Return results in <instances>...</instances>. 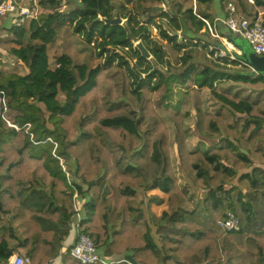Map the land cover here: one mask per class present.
<instances>
[{
  "label": "trees",
  "instance_id": "obj_1",
  "mask_svg": "<svg viewBox=\"0 0 264 264\" xmlns=\"http://www.w3.org/2000/svg\"><path fill=\"white\" fill-rule=\"evenodd\" d=\"M255 3L264 12V0ZM229 4L245 19L256 14L246 0H219L225 15ZM41 5L47 15L19 28L0 20L7 35L0 54L13 57L10 73L20 75L0 85L6 102L0 116V264L17 254L30 264L54 262L72 221L104 257L130 256L136 264H264V76L247 75L239 54L220 57L221 46L199 38L205 21L213 22V0ZM117 18L121 25L106 24ZM68 29L95 49L97 62L86 78L70 70L58 49ZM186 107L198 138L193 150L184 132ZM100 110L125 115L103 118ZM47 138L57 144L53 155ZM205 142L218 143L203 150ZM81 145L92 177L86 192L72 179L77 167H71L70 149ZM133 155L157 166L152 180L130 162ZM172 184L177 192L169 190ZM154 190L169 203L159 220H168L167 229L156 233L145 219L146 209L156 219L147 198ZM84 194L79 219L74 197ZM228 213L239 223L236 232L218 227Z\"/></svg>",
  "mask_w": 264,
  "mask_h": 264
},
{
  "label": "built area",
  "instance_id": "obj_2",
  "mask_svg": "<svg viewBox=\"0 0 264 264\" xmlns=\"http://www.w3.org/2000/svg\"><path fill=\"white\" fill-rule=\"evenodd\" d=\"M247 3L255 8L256 14L251 20L245 19L236 13L232 5H227V13L219 19L224 26L223 32L215 24L205 21V31L209 36L217 41L221 46L220 57H227L235 60L231 41L228 36H236L248 44L251 51L257 56H264V12L256 9L255 0H246ZM42 0H0V20L10 19V25L16 28L21 27L28 20H39L41 14L45 12L41 5ZM8 27V26H6ZM227 35V36H226ZM228 40V43L226 41ZM5 94L0 91V116L5 109ZM45 127L48 126V114L44 113ZM8 126L10 124L5 121ZM16 130L17 128L14 127ZM218 227L225 233L236 232L239 230V223L232 213H228L226 218L218 222ZM70 258L78 264H109V261L98 251L93 242L82 234H77L70 247H62L56 259ZM7 264H30L26 256L13 255Z\"/></svg>",
  "mask_w": 264,
  "mask_h": 264
},
{
  "label": "rangeland",
  "instance_id": "obj_3",
  "mask_svg": "<svg viewBox=\"0 0 264 264\" xmlns=\"http://www.w3.org/2000/svg\"><path fill=\"white\" fill-rule=\"evenodd\" d=\"M62 9L64 11L68 12V10H67L68 6H64ZM44 10H45V13L43 15H47L46 7H44ZM162 10H164V8H162ZM194 10H195V6H194ZM0 24L2 26H4L3 22H1V21H0ZM200 34H199V37L202 40L213 41L214 42L213 44H215L216 46L217 45L220 46V44L217 41L213 40L209 36L208 32L202 31ZM6 37H7V35L4 34L3 29L0 28V39H4ZM229 37H231V35H229L228 38ZM226 41L228 42L227 39H226ZM138 43H135V44H138ZM228 43H230V42H228ZM57 44H58V49L62 52V54H64L70 60V70L77 77H79L81 71H84L85 72L84 77L86 78L88 76V74L90 73L91 69L96 65V62H97V60L94 59L95 49L93 47H91L90 45L86 44L83 41V39L80 36H78L76 33H74L73 30H71V29L66 30L65 34L57 42ZM238 45L242 48H248L249 47L248 44L246 42H244L242 39H238ZM232 46H233V44H232ZM233 48L235 51L234 52L231 51V54L236 57V56H238L239 51L234 46H233ZM12 58L13 57H8L7 55L0 54V85H4V84H7L13 80H17L20 76L17 74L10 73V69L13 68L14 66H16V64L13 63ZM141 79H142V76H141ZM81 83H83V79L78 82V84H81ZM125 95L128 97H131V95L128 93V91L126 89H125ZM58 98H59V100L62 98L61 93H59ZM131 98L133 99V100H131V102L133 104H136V98L134 96ZM122 113H124V112L122 111ZM183 113L186 114V118H187L184 121V132L188 138V147L190 150L191 149L193 150V149H195V147L197 145V141H198V138L195 135L194 122L191 119V113H190V109L188 107L183 108ZM101 114L107 115V113H105L104 111H101ZM46 118L47 117H44V114H43L44 126H45V119ZM46 125L48 126L47 128L45 127L46 129L50 130L52 128L49 120L46 123ZM167 126L169 128V141L171 142L169 152H170V155L172 156V155H174L173 131L171 130L170 125L168 123H167ZM29 138L31 141H33V135L30 134ZM46 142L52 144V146H53L52 155H53L56 148H57V144L54 143L50 138H47ZM217 143L218 142H205L202 146V149L204 150V149L210 148L211 146H215L212 144H217ZM85 150L86 149H85L84 145L78 146V147L73 149V153H74V155H76V159L74 160V162L71 161V167L75 168L76 166H78L76 163V161H77L78 163L81 164V169L86 168V164L84 162V159L87 158V155L85 153ZM88 159H87V163H89ZM130 159L134 160L135 166L142 173H144L146 180L149 181L156 176L157 166L154 163L150 162L149 160L139 159L138 155L130 156L129 160ZM60 163L62 164L61 160H60ZM62 169L64 170L63 166H62ZM66 178H67L69 183H72L71 178L67 172H66ZM171 189L174 190L173 192H177L176 191V185L172 184ZM39 193L43 197L45 196V198L48 202L47 195L44 192H39ZM34 199L39 200L38 197H34ZM42 203H44L43 200H42ZM34 207L37 208L38 206L36 204H34ZM146 213H147V218L151 220L152 217L149 214L147 209H146ZM62 259H64V258H62ZM67 259H70V258H67ZM50 264H53V263H50Z\"/></svg>",
  "mask_w": 264,
  "mask_h": 264
},
{
  "label": "crops",
  "instance_id": "obj_4",
  "mask_svg": "<svg viewBox=\"0 0 264 264\" xmlns=\"http://www.w3.org/2000/svg\"><path fill=\"white\" fill-rule=\"evenodd\" d=\"M211 16L213 18V22H215L216 25H218V24H219V26L222 25V24H220L219 19H222L225 16V14H223L221 12V10H220L219 0H213V10L211 12ZM213 22L212 23L208 22V23L209 24H213ZM220 30L223 32L224 29H220ZM202 31L206 32L205 28H203ZM238 39H240V38H238ZM202 41H204V40H202ZM204 42H207L209 44H213L214 43L213 41H204ZM125 97L128 100H130V101L133 100L131 98L132 96L128 97V96L125 95ZM101 111H103V110H100V116L103 117V118H111V117H118V116H124L125 115L124 113H122V111H117V112H113V113H107V115H103V114H101ZM74 148H76V147H72L70 149V153L72 154L73 159L75 160L76 159V155H74V153H73V149ZM85 153H86V150H85ZM87 159H88V156H87V158L84 159V162L86 164V168H83V169H81V164L76 161V163L78 165V166H76L77 167V172H76V176L73 178L74 183L77 186L81 187L83 192H86V190H87V184L86 183H88L89 181L92 180V177L90 176L89 169H88L89 163H87ZM88 161H89V159H88ZM130 161H131L132 164L135 165L134 160L130 159ZM169 190L170 191H174V190L171 189V186L169 187ZM147 198L151 201V205L149 207V211L156 217V219H153V220L152 219L150 220L148 218L146 219V217H147L146 213H145L146 215L144 214L145 215V219L150 221V223L152 225V228H153V233H156L157 228L158 227L160 228V226L164 227L163 231H165L167 229V225H168L167 221L168 220H165V222H167L166 224H165V222H162L160 225H159V220L161 218L162 213L163 212H167L169 210V204L167 202V195L163 194V193H160L157 190H154V191H150V192L147 193ZM74 201H75V206H76V211H77V218L83 219L85 213L83 212V210L80 211L77 206H80L84 202H87V196L85 194H84V197L81 196V195L80 196H76L75 195ZM160 201H162L161 205H159V203H158ZM76 233H77V223H76V221H74V222L72 221V223L69 225V228H68V234H67L66 238L64 239V244H63L64 247H70L73 244V242L75 240V237H76ZM105 258L110 262L109 264H130V263L124 261V256L113 255V256H109V257H105ZM52 263L53 264H78L77 262L72 261V260L67 259V258L59 259V260L56 259Z\"/></svg>",
  "mask_w": 264,
  "mask_h": 264
},
{
  "label": "water",
  "instance_id": "obj_5",
  "mask_svg": "<svg viewBox=\"0 0 264 264\" xmlns=\"http://www.w3.org/2000/svg\"><path fill=\"white\" fill-rule=\"evenodd\" d=\"M100 18H96L95 22H100ZM106 24L108 25H121V21L117 18L116 20L113 21H106ZM219 29H224L223 25L219 24L217 25ZM229 40L232 42V44L238 48L239 51V57L240 59L249 67L250 73L247 75L251 77L255 76H264V56H257L255 55L250 47L248 48H242L238 45V37L236 36H231L229 37ZM134 43H138L137 39H133ZM142 55L144 58L149 60V56L147 53L142 51ZM240 75V74H239ZM244 153L243 151H241ZM22 256H25V254H22ZM124 261L128 262L130 264H136L130 256H124Z\"/></svg>",
  "mask_w": 264,
  "mask_h": 264
}]
</instances>
